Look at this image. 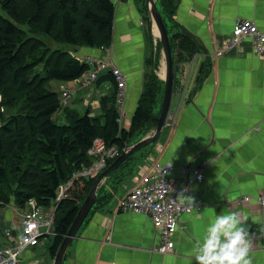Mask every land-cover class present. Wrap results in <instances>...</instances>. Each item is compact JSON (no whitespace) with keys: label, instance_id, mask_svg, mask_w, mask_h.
<instances>
[{"label":"crops","instance_id":"obj_1","mask_svg":"<svg viewBox=\"0 0 264 264\" xmlns=\"http://www.w3.org/2000/svg\"><path fill=\"white\" fill-rule=\"evenodd\" d=\"M141 1L115 0L112 46L109 50L82 48L76 55L82 59L108 58L127 73L126 129L143 90L146 60L158 44L152 23L141 10ZM176 3L173 31L186 30L199 40L200 46L194 55V66L193 58L177 65V77L186 80L189 76L186 88L181 98H174L172 118L168 117L158 142L144 159L146 164L141 163L138 169L155 162H173L176 170L171 176L177 188L187 187L186 195L194 196L201 208L181 215L173 236L175 246L162 254L156 249L159 233L151 216L119 210V201L130 189L113 183L107 187L112 193L110 200L80 228L63 264H195L197 242L202 240L209 223L217 214L229 212L247 217L244 224L252 242L250 256L253 264H264V207L256 200L240 201L243 195L256 197L264 190V57L255 52L249 39L221 56L215 55V49L232 35L237 20L253 19L264 30V0ZM163 68L161 49L157 74L162 80ZM86 74L55 84L61 97L65 88L74 91L70 102L73 109L80 113L90 110L96 116L102 112V98L112 94L114 84L106 79L83 86ZM205 161L208 166L203 180H192L193 174L181 176L180 167L198 166ZM29 210L27 206L18 207L14 200L0 204V244L8 242L6 229L14 234L20 232L22 216ZM54 258L49 249L41 252L32 247L19 264H53Z\"/></svg>","mask_w":264,"mask_h":264},{"label":"trees","instance_id":"obj_2","mask_svg":"<svg viewBox=\"0 0 264 264\" xmlns=\"http://www.w3.org/2000/svg\"><path fill=\"white\" fill-rule=\"evenodd\" d=\"M141 2L149 20L145 0ZM156 3L172 46L174 96L180 85L177 65L190 61L200 43L182 28L173 31L176 0ZM115 11V0H0V204L14 200L24 207L34 200L38 206H50L62 183L93 164L87 151L95 138L102 137L122 153L157 126L164 96V80L157 74L162 49L159 40L157 50L146 60L143 90L128 129H120L117 122V91L111 73L102 72L95 81L111 79L114 84L112 94L102 98V112L96 116L90 110L80 113L70 103L63 106L61 93L54 90L53 80L73 81L90 70L91 65L76 52L112 46ZM201 79L202 71L197 82ZM58 111L63 123L53 118ZM157 142L135 152L109 175L85 222L110 200L107 187L139 172V165L146 164L144 159ZM95 179L76 178L66 198L59 201L53 233L47 235L52 257Z\"/></svg>","mask_w":264,"mask_h":264},{"label":"built area","instance_id":"obj_3","mask_svg":"<svg viewBox=\"0 0 264 264\" xmlns=\"http://www.w3.org/2000/svg\"><path fill=\"white\" fill-rule=\"evenodd\" d=\"M247 39L252 42L255 52L264 57V30H261L253 19L237 20L232 35L222 46L215 49V55L221 56ZM101 48L109 50L110 47ZM192 58L191 65L194 66V56ZM86 61L91 65V68L83 79L82 85L89 86L95 83L102 72L111 73L117 91V122L120 129L126 128L127 116L125 113V104L128 86L127 73L108 58L101 59L88 56ZM178 78L181 79L178 94L173 96L168 115L169 118H172L171 109L174 98L182 97L189 76L186 80L182 79L181 76ZM73 94L74 91L70 88L62 90L63 106L69 104V100L73 97ZM87 152L94 159L93 164L75 171L67 182L59 186L57 196L52 202L55 210L58 207L59 201L66 198L67 191L76 178L97 177L107 167L108 161L116 158L120 153L115 145H107L102 137L95 138ZM207 166L208 162L206 161L198 166L184 165L179 168V172L184 178L193 174L194 177L192 180L200 181L205 177V169ZM143 168V170L142 168L139 170L138 175L134 178L135 182L128 194L119 201V210L136 211L150 215L159 233V242L156 244V249L159 253L167 254L175 246L173 236L179 228L181 215L200 210L201 206L195 203L192 208H190L187 205H180L176 201L182 189L177 188L176 182L171 176L176 170V165L173 162H155ZM172 189H175V191ZM253 200H256L264 207V190L256 197L251 195H243L240 197V201L245 203H250ZM28 205L30 206V210L22 216V229L20 232L14 234L10 229L5 230L8 242L0 244V264H19L21 257L28 249L34 246L45 245L47 243V235L53 233L55 211L53 214L49 215L48 219L40 221L36 202L31 200L28 202ZM41 227H45L46 230L42 232Z\"/></svg>","mask_w":264,"mask_h":264},{"label":"water","instance_id":"obj_4","mask_svg":"<svg viewBox=\"0 0 264 264\" xmlns=\"http://www.w3.org/2000/svg\"><path fill=\"white\" fill-rule=\"evenodd\" d=\"M145 2L148 11V17L152 23V27L154 28V34L162 45V54L164 57V96L157 126L152 133L145 135L140 140L123 150V152L120 153L114 159V161L96 177L86 199L82 203L77 213V216L75 217L73 223L71 224L67 234L64 236V239L62 240L56 252L53 264H63L71 243L73 242L74 238L77 237V233L83 226L87 216L96 203L99 188L106 183L109 175L135 152L157 141L166 124L172 105L174 89L175 72L172 46L166 24L159 10V7L157 6L156 0H145ZM155 29H157L158 32H156Z\"/></svg>","mask_w":264,"mask_h":264},{"label":"clouds","instance_id":"obj_5","mask_svg":"<svg viewBox=\"0 0 264 264\" xmlns=\"http://www.w3.org/2000/svg\"><path fill=\"white\" fill-rule=\"evenodd\" d=\"M188 191L187 187H182L176 201L192 208L195 197L186 195ZM246 219L239 212L217 214L202 240L197 242L195 264H253L250 256L252 242L244 224Z\"/></svg>","mask_w":264,"mask_h":264},{"label":"rangeland","instance_id":"obj_6","mask_svg":"<svg viewBox=\"0 0 264 264\" xmlns=\"http://www.w3.org/2000/svg\"><path fill=\"white\" fill-rule=\"evenodd\" d=\"M76 55H77V52H76ZM53 82H54L53 83L54 90H56L57 92L61 93L60 90L57 88V86L55 84L56 82H61V81L53 80ZM0 100H1V96H0ZM70 101H71V99L69 100V103H70ZM53 118L56 120V122L63 123V117L61 116L60 111H58L57 113H55L54 116H53ZM137 175H138V171H135V173L130 174L129 178L127 177L126 181L124 180L125 182L123 181L122 183H120V185L121 184H124L123 185L124 188H127L128 190L131 189V187L133 186V184L135 182V179L134 178ZM111 195H112V193H111ZM26 206H27V208H30V206L28 204L25 205L24 207H26ZM18 207H21V206H18ZM24 207H21V208H24ZM37 211H38V215H39L40 221H44V220H46V219L49 218V215L50 214H53L54 213L55 208H54V205L52 203L50 206H38ZM45 230H46L45 227H41V231L42 232H44ZM48 238H50V237H48V236L46 237V242L48 241V243H50V240ZM47 247L48 246H46V245L43 246V247H38V246L36 247V246H34L33 249L36 250V251H39L40 250L42 252L44 250H47L48 249Z\"/></svg>","mask_w":264,"mask_h":264},{"label":"bare ground","instance_id":"obj_7","mask_svg":"<svg viewBox=\"0 0 264 264\" xmlns=\"http://www.w3.org/2000/svg\"><path fill=\"white\" fill-rule=\"evenodd\" d=\"M156 32H158L157 29H156ZM164 73H165V69L163 68L162 74L164 75Z\"/></svg>","mask_w":264,"mask_h":264}]
</instances>
